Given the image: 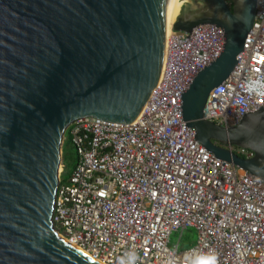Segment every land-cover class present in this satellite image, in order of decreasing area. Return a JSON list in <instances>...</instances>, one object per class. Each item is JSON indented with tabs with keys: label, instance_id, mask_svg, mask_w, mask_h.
Returning a JSON list of instances; mask_svg holds the SVG:
<instances>
[{
	"label": "water",
	"instance_id": "1",
	"mask_svg": "<svg viewBox=\"0 0 264 264\" xmlns=\"http://www.w3.org/2000/svg\"><path fill=\"white\" fill-rule=\"evenodd\" d=\"M166 1L0 0V264H103L53 222L63 138L80 116L125 122L140 113L163 67ZM256 11L257 0H177L173 24L225 33L221 54L183 94L184 118L216 156L264 178V106L229 127L203 113Z\"/></svg>",
	"mask_w": 264,
	"mask_h": 264
},
{
	"label": "built area",
	"instance_id": "2",
	"mask_svg": "<svg viewBox=\"0 0 264 264\" xmlns=\"http://www.w3.org/2000/svg\"><path fill=\"white\" fill-rule=\"evenodd\" d=\"M192 28L173 26L159 81L134 119L86 115L65 130L63 140L69 136L77 157L66 174L61 164L53 222L60 235L103 264H117L129 249L138 252V264H165L170 253L186 264V254L209 250L220 264H264V178L216 156L184 118V92L225 44L215 24ZM237 59L203 110L206 119L227 127L264 106V96L245 91L248 81L264 80V0H257ZM233 150L254 155L248 147ZM191 226L195 242L172 247V232Z\"/></svg>",
	"mask_w": 264,
	"mask_h": 264
},
{
	"label": "clouds",
	"instance_id": "3",
	"mask_svg": "<svg viewBox=\"0 0 264 264\" xmlns=\"http://www.w3.org/2000/svg\"><path fill=\"white\" fill-rule=\"evenodd\" d=\"M223 91V89H221ZM245 91L250 96H264V80L252 79L245 85ZM186 264H220L219 256L214 250L198 253L195 255H185ZM139 254L134 249H129L117 260V264H138ZM165 264H177L175 254L170 253Z\"/></svg>",
	"mask_w": 264,
	"mask_h": 264
},
{
	"label": "rangeland",
	"instance_id": "4",
	"mask_svg": "<svg viewBox=\"0 0 264 264\" xmlns=\"http://www.w3.org/2000/svg\"><path fill=\"white\" fill-rule=\"evenodd\" d=\"M62 146H63V143H62ZM67 157L70 162V167H72L77 157L76 148L74 147L72 143H70L67 149ZM196 237H197V230L192 226L184 228L183 230L181 229L174 230L170 237V245L172 247H175V245L179 243L180 248L186 247L190 245L191 243L195 242Z\"/></svg>",
	"mask_w": 264,
	"mask_h": 264
},
{
	"label": "bare ground",
	"instance_id": "5",
	"mask_svg": "<svg viewBox=\"0 0 264 264\" xmlns=\"http://www.w3.org/2000/svg\"><path fill=\"white\" fill-rule=\"evenodd\" d=\"M176 2H177V0H167L166 4H165V40H166V37L171 32V30H172V28L174 26V24H173V10H174V5H175ZM61 237H63L65 239L64 236L61 235ZM66 241L69 242L68 240H66ZM72 245L74 247H76L77 249H79L80 251L86 253L80 247H78V246H76L74 244H72Z\"/></svg>",
	"mask_w": 264,
	"mask_h": 264
},
{
	"label": "trees",
	"instance_id": "6",
	"mask_svg": "<svg viewBox=\"0 0 264 264\" xmlns=\"http://www.w3.org/2000/svg\"><path fill=\"white\" fill-rule=\"evenodd\" d=\"M232 1V0H231ZM71 143L69 136H67L63 142L62 150H63V157H62V165L64 167V174H66L70 170V162L67 157V149Z\"/></svg>",
	"mask_w": 264,
	"mask_h": 264
},
{
	"label": "flooded vegetation",
	"instance_id": "7",
	"mask_svg": "<svg viewBox=\"0 0 264 264\" xmlns=\"http://www.w3.org/2000/svg\"><path fill=\"white\" fill-rule=\"evenodd\" d=\"M228 1H229V2H233L234 0H232V1H231V0H228Z\"/></svg>",
	"mask_w": 264,
	"mask_h": 264
}]
</instances>
